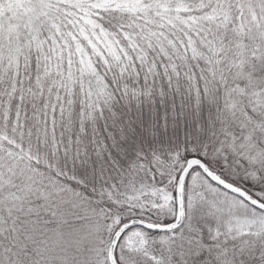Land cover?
Listing matches in <instances>:
<instances>
[{
    "label": "snow or ice",
    "instance_id": "1",
    "mask_svg": "<svg viewBox=\"0 0 264 264\" xmlns=\"http://www.w3.org/2000/svg\"><path fill=\"white\" fill-rule=\"evenodd\" d=\"M0 264H264V0H0Z\"/></svg>",
    "mask_w": 264,
    "mask_h": 264
}]
</instances>
